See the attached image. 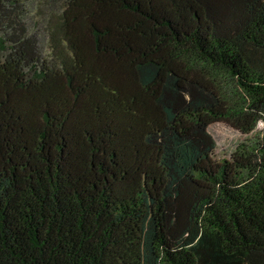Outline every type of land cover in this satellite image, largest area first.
I'll return each instance as SVG.
<instances>
[{
  "label": "trees",
  "instance_id": "obj_1",
  "mask_svg": "<svg viewBox=\"0 0 264 264\" xmlns=\"http://www.w3.org/2000/svg\"><path fill=\"white\" fill-rule=\"evenodd\" d=\"M0 0V264H264V0Z\"/></svg>",
  "mask_w": 264,
  "mask_h": 264
},
{
  "label": "rangeland",
  "instance_id": "obj_2",
  "mask_svg": "<svg viewBox=\"0 0 264 264\" xmlns=\"http://www.w3.org/2000/svg\"><path fill=\"white\" fill-rule=\"evenodd\" d=\"M40 0H25L24 3V18L29 33L35 34L39 40L41 47L45 46V32L43 21L40 17V11L38 10V3ZM264 128V122L259 121L252 132L249 134H243L231 125L217 121L208 126V131L215 140V148L212 156L214 159H228L231 157L236 146L245 138H249L255 135L257 132Z\"/></svg>",
  "mask_w": 264,
  "mask_h": 264
}]
</instances>
